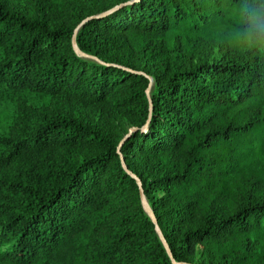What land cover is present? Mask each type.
I'll use <instances>...</instances> for the list:
<instances>
[{"label":"trees","instance_id":"trees-1","mask_svg":"<svg viewBox=\"0 0 264 264\" xmlns=\"http://www.w3.org/2000/svg\"><path fill=\"white\" fill-rule=\"evenodd\" d=\"M20 1L0 0V96L56 107L33 121L22 107L0 137V263L264 264V50L246 47L264 40V0ZM191 35L225 57L195 60ZM84 98L138 129L119 148L69 106Z\"/></svg>","mask_w":264,"mask_h":264},{"label":"rangeland","instance_id":"rangeland-1","mask_svg":"<svg viewBox=\"0 0 264 264\" xmlns=\"http://www.w3.org/2000/svg\"><path fill=\"white\" fill-rule=\"evenodd\" d=\"M17 7L28 14H31L32 12V6L25 0L18 2ZM230 39L235 41V38L230 37ZM184 41H186L185 43L189 45V47H193L194 50L190 49V51L194 55L195 60L205 59L213 61L220 60L225 57V46H223V43L216 40L209 42L203 40V36L201 35H191L189 37L186 36ZM255 45L258 46L259 51L264 50V40L262 38L259 40L250 39L246 41V47ZM131 50V69L152 74L155 71V66L153 63L136 57ZM188 54L190 53L188 52ZM183 59L184 55L179 54L178 61L180 65H182ZM69 106L75 111H78L88 121L105 127L106 130L110 132V134H113L118 138L120 143L129 133V131L135 127V124L122 114H118L114 119L110 120L102 112L101 108L93 103L89 98L72 102L69 104ZM22 107L29 111L33 121L39 117L41 110L45 107H50V109L55 108L56 99L51 95L36 91H26L12 96H0V137H9L12 135L16 127H23V123L21 122V118L23 116L21 109ZM6 152L7 148L3 145H0V154H4ZM17 169L18 163L16 162L11 167H9L7 172L3 174L12 176L17 173ZM192 264H208V260L206 256L200 251L198 254L193 256Z\"/></svg>","mask_w":264,"mask_h":264},{"label":"water","instance_id":"water-1","mask_svg":"<svg viewBox=\"0 0 264 264\" xmlns=\"http://www.w3.org/2000/svg\"><path fill=\"white\" fill-rule=\"evenodd\" d=\"M122 5H123V4H122ZM122 5H119V6H122ZM119 6H116V7L112 8V9H110L109 11H107L106 13H104L103 15L108 14V13H110V12H113V11L116 10ZM79 28H80V26L77 27V29L75 30V33H74V35H73V46H74V49H75L76 52H78V53H82V52L80 51L78 45H77V42H76V33H77V31H78ZM82 54H84V53H82ZM138 73L143 74L144 72H138ZM146 75H147V74H146ZM147 76H148V75H147ZM148 77L152 80V78H151L150 76H148ZM150 87H151V85H150L149 88L147 89V94H148V95H149ZM150 111H152V101H150ZM149 119H150V117H149ZM149 119H148V122H149ZM146 128H147V124L144 125V126L142 127V130H145ZM137 129H138L137 127H133V128L129 131V133H128V134L124 137V139L121 141V143H120V145H119V148L122 146V144L124 143V141H125L130 135H131V133H133V132H134L135 130H137ZM122 163H123V166H124V168L126 169V171H128V173H129V174H130V175H131V176L137 181V183H138V185H139V187H140V197H141L142 204H143L144 208L146 209L148 215L151 217L153 223L155 224L156 231L158 232V234H159V236H160L162 242L164 243V245H165V247H166V249H167L169 255L172 256L171 251H170V249H169V247H168V244H167V242H166V240H165V238H164V236H163V234H162V231H161V229H160V226H159V224H158V221H157V219H156V217H155V215H154L152 209H151L150 206H149V203H148V200H147V198H146V195H145V192H144V189H143L142 182H141L140 178H139L138 176H136V174H134L132 171H130V170L128 169V167H127L126 164H125V160H124L123 157H122ZM189 264H190V263H189Z\"/></svg>","mask_w":264,"mask_h":264}]
</instances>
